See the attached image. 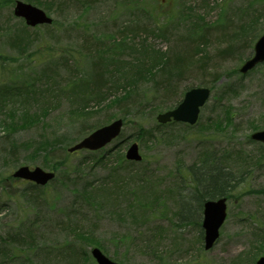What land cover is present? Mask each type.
<instances>
[{
    "label": "rangeland",
    "instance_id": "374dc122",
    "mask_svg": "<svg viewBox=\"0 0 264 264\" xmlns=\"http://www.w3.org/2000/svg\"><path fill=\"white\" fill-rule=\"evenodd\" d=\"M16 1L0 0V264H97L94 246L121 264H255L264 254V144L250 134L264 129V61L239 72L257 38L232 37L255 20L260 36L264 0H22L52 17L48 28L16 17ZM136 19L144 25L127 36ZM192 22L206 33L190 51L194 65L161 84L152 66L162 52L165 59L180 53ZM120 33L124 48H111L108 41ZM140 42L147 62L139 72L116 70L141 59L128 48ZM228 46L235 50L219 52ZM97 67L103 76L91 81L108 87L104 100L67 84ZM131 82L139 96L127 106L108 105L122 92L112 85ZM197 85L211 93L196 124L156 121L157 112ZM117 117L124 118L122 130L110 143L68 156L65 170L55 166L79 122L94 124L82 137ZM133 141L142 161L124 158ZM205 153L227 172L231 189L225 223L209 250L202 214L180 219L178 201H195L186 195L188 167L199 166ZM25 164L56 176L34 187L11 175Z\"/></svg>",
    "mask_w": 264,
    "mask_h": 264
},
{
    "label": "trees",
    "instance_id": "16d2710c",
    "mask_svg": "<svg viewBox=\"0 0 264 264\" xmlns=\"http://www.w3.org/2000/svg\"><path fill=\"white\" fill-rule=\"evenodd\" d=\"M38 1V0H36ZM92 2L94 0H88L85 1V3H89ZM166 12V11H165ZM167 13V12H166ZM165 13V14H166ZM165 14H161L162 17L165 16ZM171 16H169L170 18ZM133 21H130V24L128 26H126L128 28L127 30V36H129L128 33L130 32H136L139 28L140 25H144L141 22V19H136L135 23L132 24ZM250 23L247 26L242 27L241 29L239 28L237 31L233 32L234 37H232L233 42H237L239 43V41L243 40V38L247 35H250V41L257 38L258 34H254V32L257 29V25L259 24L258 21H249ZM191 26L187 29L188 34H185V39L186 40V44L182 49H179L178 52H180L179 54H176L174 57H170L169 59H165L164 57V53H160L159 55V59L160 61H158L155 66L152 63V67L157 68L156 72L160 73V76H158V80L161 84H164L166 82H168L169 78H177L181 75H184L185 70H187V67H189V65H194L190 62V51L193 50V45L199 44L201 39H205L206 37V33L202 32V33H197L196 32V28L197 25L195 22H192L190 24ZM48 26L50 25H44L43 27L48 28ZM263 29V28H262ZM160 31H162V33L165 35L167 34V29L165 27H162L160 29ZM125 35L123 34H119L118 39H113L112 41H108L109 46L111 48H115L118 50H121L124 48V42L125 39H123ZM243 37V38H242ZM184 42V41H183ZM199 42V43H197ZM203 43V42H202ZM195 44V45H196ZM140 48H137L134 44H129L128 48H130L131 50H133L137 55L139 56L141 54V59H133L132 61H130V63L126 64H122L119 67L116 68V70H120L121 72L125 74H133V73H137L139 72L141 66H143L146 62H147V58L144 56V52L147 50L144 46V43L140 42L139 44ZM234 47V45H233ZM137 49H139L140 51H137ZM195 49V46H194ZM233 50H235V48H232L231 46H228L227 48H223L222 52L219 51L221 54H228L230 52H232ZM100 58L102 57L101 55L99 56ZM113 60H116L115 58H113ZM122 63V61L118 60V64ZM184 62L183 65H181V63ZM187 65V66H186ZM186 66V67H185ZM151 67V68H152ZM173 68L174 70H170V68ZM151 68L144 70L145 73L151 74L152 71ZM96 69V72L94 70H92L91 72L94 73L95 75L98 73V75L100 77L103 76V74L101 73V70L99 69V67L94 68ZM144 73V74H145ZM114 83V82H111ZM68 85L71 86V88H73V90H75L77 88V85L82 89L81 91H84L85 95H89V97H94V98H101V99H105V97H107V95L104 96L103 91L108 89V87H106L104 84L102 83H90V81H88L87 84H85V82H83L79 75L76 76V80L75 81H71L70 77L69 80L67 82ZM131 84L134 83H130V85L127 87L126 83L122 84L121 86H118L116 84L112 85V88L116 90V92L118 91H122L119 93V95L115 96L114 98H112L109 102L108 105L112 104V103H118V104H122L123 105H129L131 98L133 97H137L139 96L138 93H134V91H132V89L130 90V86ZM187 88V87H186ZM183 93V92H182ZM179 98L175 99L174 102L172 103L171 106H174ZM84 111V110H83ZM83 114L86 115V113L83 112ZM228 117V116H227ZM94 124H88V123H81L79 122L78 125L76 127H74L73 132L75 133V135L73 136V138H68L64 139L60 150H62L64 153L63 156L59 157L56 159V163L55 166L59 169H63L65 170L68 166L69 160L67 159L68 156H72L74 154H77V152H73V153H67V151H65L66 147L73 143L74 141L78 140V137L81 136V134H83L82 132L86 131L85 127H89L92 126ZM81 132V133H80ZM47 144H44L43 148L46 147ZM15 147V145L12 146V150ZM42 148V149H43ZM204 157L202 158V163L200 164V166H196L195 164L190 165L188 167V174L187 176H189L190 180H191V186H190V192L186 193L187 196H189V198H193L195 201H191V200H186L183 197L179 198V213H180V219H193V220H197L198 216L201 213V207H202V203L204 201L205 198H212V197H216V196H223V195H229V193L231 192V189L228 186V177H225L226 173L222 170H220L219 168H217V166L214 165H208L206 163V161H208L210 154L209 153H205L203 155ZM204 168V169H202ZM213 170V172H210L207 176H200V173L203 172V170L206 169H211ZM225 177L223 180L221 179L220 175ZM30 183V182H29ZM32 186L35 187V185H33L32 183H30ZM36 187H39L36 185ZM180 195L182 196V194L180 193ZM194 203V204H192ZM194 217V218H192Z\"/></svg>",
    "mask_w": 264,
    "mask_h": 264
},
{
    "label": "water",
    "instance_id": "95a60500",
    "mask_svg": "<svg viewBox=\"0 0 264 264\" xmlns=\"http://www.w3.org/2000/svg\"><path fill=\"white\" fill-rule=\"evenodd\" d=\"M16 16H22L27 25H36L40 23H51L50 17L46 15L43 9H39L36 6L25 3L21 0H17L13 8ZM253 56L247 59L241 66L242 72L251 69L253 65L258 62L264 61V32L254 43ZM209 88L197 86L186 90L184 97L175 108L166 110L163 113H158L157 120L165 123L173 118L174 120H181L184 122L193 123L198 117L199 106L205 103V100L209 95ZM122 119H115L109 124L102 125L100 128L89 133L88 136L81 138L77 143L68 147L69 151L78 150L84 148L87 150L98 149L107 142L111 141L112 137L119 134L121 130ZM252 138H256L264 142V129L254 131L251 135ZM126 158L140 160L137 144L133 142L125 153ZM13 176L31 179L37 183L44 184L47 180L53 178L54 173L51 171H44L39 166L34 169H30L27 165L21 166L14 170ZM226 199L218 198L213 200H207L203 203V218L202 227L204 233V247L210 248L213 246L214 240L218 237V229L224 222L226 216ZM92 255L97 260L98 264H118L109 259L106 255L94 247ZM256 264H264V256L259 257L256 260Z\"/></svg>",
    "mask_w": 264,
    "mask_h": 264
},
{
    "label": "bare ground",
    "instance_id": "6f19581e",
    "mask_svg": "<svg viewBox=\"0 0 264 264\" xmlns=\"http://www.w3.org/2000/svg\"><path fill=\"white\" fill-rule=\"evenodd\" d=\"M210 172H213L212 168L211 169L203 170V172L200 173V176L199 177H201L202 175L203 176H207Z\"/></svg>",
    "mask_w": 264,
    "mask_h": 264
}]
</instances>
